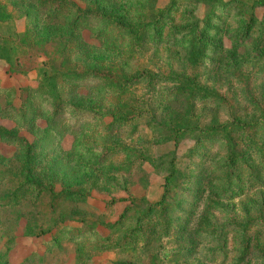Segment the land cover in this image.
<instances>
[{
    "label": "rangeland",
    "instance_id": "374dc122",
    "mask_svg": "<svg viewBox=\"0 0 264 264\" xmlns=\"http://www.w3.org/2000/svg\"><path fill=\"white\" fill-rule=\"evenodd\" d=\"M73 1L132 27L149 20L157 8L173 5L136 47L99 18L72 24L71 12L54 14L37 0H0V11L7 15L0 19V49L6 46L9 56L0 57V106L22 107V112L0 115V133L14 132L31 142L29 174L40 185L10 196L22 178L24 145L0 135V264H264V169L258 155L235 133L236 145L262 181L248 188L245 171H240L232 193L223 197L218 191L223 142L213 138L195 145L183 136L174 146L171 139L157 142L161 133L150 127L155 119L180 124L195 119L206 126L231 113L248 120L264 111V48L258 55L249 53L263 5L253 7L257 19L247 40L237 42L234 32L243 28L237 15L251 0H226L216 9L200 0ZM193 18L200 19L207 40L197 51L192 33L168 37L174 26ZM69 69L83 75L61 79L58 73ZM234 69L248 75L259 108L243 96ZM94 70L122 78L141 70L145 75L126 86L106 85L88 74ZM174 74L186 75L219 97L172 93L179 82L164 76ZM46 75H53L66 114L67 103L102 114L72 122L62 113L49 128L52 101L38 85ZM125 111L133 115L113 117ZM255 138L264 154V127ZM169 149L182 173V191L172 198L165 226L155 209L141 215L145 203L139 199L158 197L162 172L147 157ZM127 152L128 169H115ZM64 189L83 196L52 198ZM130 196L138 199L120 216ZM247 218L252 221L244 227L243 247L237 227L218 230L224 222L239 224ZM138 220V229H132ZM107 222L115 223L110 227Z\"/></svg>",
    "mask_w": 264,
    "mask_h": 264
},
{
    "label": "trees",
    "instance_id": "16d2710c",
    "mask_svg": "<svg viewBox=\"0 0 264 264\" xmlns=\"http://www.w3.org/2000/svg\"><path fill=\"white\" fill-rule=\"evenodd\" d=\"M171 1V0H170ZM203 5H207L216 9L217 7L222 6L226 0H200ZM37 5L41 6L46 5L50 8V11L54 14L56 13H68L71 12V23L75 24L81 20L89 19V18H99L103 20L105 23L109 24L113 27L119 34H123V36L129 39L130 45H139V41L141 38L147 33H150L153 29L156 30L159 23L163 20V18L169 13V9H171V5L173 2H169V4L164 5L160 8H157L155 11L152 12L151 17L149 20H145L139 26H129L124 23L122 20L110 16L104 12H100L98 10H92L87 7H83L78 5L73 0H37ZM257 4L263 5V12L259 19L254 16L253 7ZM246 9L244 12L237 15V18L242 20L243 28L239 32L236 33L235 37L233 38L237 42H244L247 40L248 32L251 25L257 19L259 25V34L257 38L254 39L253 43L249 47V53L253 56L260 54L264 48V0H251L250 3H245ZM210 13L203 19L204 23L209 20ZM187 15L189 17L190 13H183V16ZM7 15L2 11H0V19L6 18ZM191 17V15H190ZM198 18H193L187 24H182L179 26H174L171 31L168 33V37L170 38H178L184 34L192 33L194 39L196 41L197 50L203 45V43H207V40L202 36V32L204 27L198 24ZM135 47V48H136ZM207 47V46H206ZM0 57L4 58L5 60L9 59L7 54L6 46L0 49ZM233 75L237 78L238 82L241 85V91L243 96L247 101L254 104L256 107H260L259 103L254 96L251 86L248 80V75L242 73L240 70L234 69ZM92 74L91 76H97L103 84L106 85H129L134 80H138L140 77L145 75V72L141 70V72H137L135 74L126 75L125 78L117 77L115 75L109 74L108 72L94 70V72L88 73ZM61 79L66 80H74L80 78L83 75L82 72H78L73 69L64 70L58 73ZM153 75L149 72L147 76ZM169 80L178 81L179 83L174 84L170 90L172 93H182L186 96H198V97H212L218 98L219 96L212 92L205 87L196 84L191 78L187 77L186 75H170L164 76ZM122 78V79H121ZM56 81L53 82V75H46L39 82L40 88L46 94V97L50 98L52 101V106L50 109V113L46 120L47 126L51 128L55 125L60 118L62 117L60 114L64 113L65 117L68 118L69 121L75 122L77 119L81 117H89V116H96L102 112L97 111L96 109L80 106L77 104L67 103V111H70L66 114L62 110L63 103L61 100L56 96V89H55ZM21 105L14 106L12 103L3 104L0 106V115H7L13 112H22ZM261 111V110H260ZM114 115V114H113ZM132 112L127 113H120L118 115L113 116L115 119L120 118L123 120L129 119L132 116ZM196 120L193 119L192 121H188L184 124L180 123H169L163 119H158L153 122H150V127L152 130L156 131L157 133H161L160 137L157 138V142L165 141L168 139L172 140L174 146L177 145L178 140L183 136H188L193 139V144L198 145L201 140H208L216 138L224 143L225 150L223 154V159L221 163L222 173L220 175V184H219V194L223 197H228L230 193H232L234 188L233 181L236 179L237 174L242 171L245 177L243 179L244 185L250 188L253 185L260 184L261 179L259 176L257 177L256 173L254 172L251 164L248 162L247 156L239 149L235 142V133H239L242 139V142L250 148L253 152H255L261 162L262 168L264 169V154L261 151L259 144L255 138V133L262 127H264V111H262L257 116H254L248 120H241L238 117L234 116L232 113L229 116V119L223 120L222 122H218L216 124L210 125H198ZM170 133L168 136L167 134ZM6 139H14L24 145V157H23V170H22V178L19 180L18 184L10 191V196L12 198L15 195L22 194L24 190L32 186L33 188L38 189L39 183L34 181L30 177L29 174V150L31 147V142H28L23 136H19L14 132L5 131L0 133ZM2 137V136H0ZM129 152L126 153V160H124L120 165H117L115 169L119 171L125 172L128 169L129 162L128 161ZM175 151L173 149H169L167 151L161 152L155 156H149L148 162L155 168H158L162 172V181L160 183V193L154 201H149L145 196L140 198L139 200L142 203H145V206L140 210L141 215H144L150 209H155L158 217L164 223L165 226H168V210L172 198L177 192L182 191V187L178 185V182L181 181L180 179L182 173L181 170L177 167L175 163ZM103 158V156H102ZM128 161V162H127ZM180 179V180H179ZM67 196H83L81 191L77 190H58L52 193V198L56 199L58 197H67ZM124 197L115 198V200H120ZM138 198L135 197H126V204L123 205L122 210L120 212V216H123L125 211L133 206V203ZM251 218H247L242 223H235V222H224L219 225V231L223 226L232 225L237 227V231L239 233L240 242L242 247L245 245V233L244 227L251 222ZM91 224H96L98 221H91L88 222ZM115 222H107L104 225L112 226ZM138 223L132 227V229H138ZM217 229L214 233H219ZM218 247L215 246L214 248H210V252ZM113 264H126L124 261H114ZM149 264H154V262H150Z\"/></svg>",
    "mask_w": 264,
    "mask_h": 264
}]
</instances>
